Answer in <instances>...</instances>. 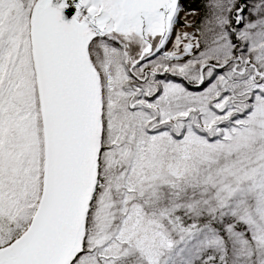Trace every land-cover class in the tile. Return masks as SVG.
Listing matches in <instances>:
<instances>
[{
    "label": "snow or ice",
    "instance_id": "obj_1",
    "mask_svg": "<svg viewBox=\"0 0 264 264\" xmlns=\"http://www.w3.org/2000/svg\"><path fill=\"white\" fill-rule=\"evenodd\" d=\"M0 264H264V0H0Z\"/></svg>",
    "mask_w": 264,
    "mask_h": 264
}]
</instances>
